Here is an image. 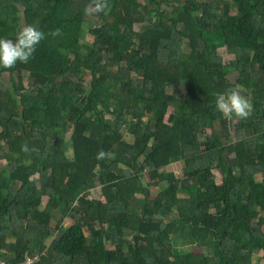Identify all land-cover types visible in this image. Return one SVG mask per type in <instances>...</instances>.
<instances>
[{"label": "trees", "instance_id": "trees-1", "mask_svg": "<svg viewBox=\"0 0 264 264\" xmlns=\"http://www.w3.org/2000/svg\"><path fill=\"white\" fill-rule=\"evenodd\" d=\"M105 3L97 13L95 0H0V38L27 24L45 32L27 63L0 68V256L259 264L264 0ZM221 48L235 81L220 56L205 60ZM231 88L250 100L246 118L216 110ZM176 162L181 177L166 169Z\"/></svg>", "mask_w": 264, "mask_h": 264}, {"label": "clouds", "instance_id": "clouds-1", "mask_svg": "<svg viewBox=\"0 0 264 264\" xmlns=\"http://www.w3.org/2000/svg\"><path fill=\"white\" fill-rule=\"evenodd\" d=\"M105 8V0H95V12H102ZM58 32L57 29L50 34L55 36ZM44 38L45 32L32 24L19 28L13 39L0 38V68H11L18 62L27 63ZM215 108L225 117L246 118L251 112L252 105L237 88H231L216 95ZM104 155L105 153L101 151L98 153V158Z\"/></svg>", "mask_w": 264, "mask_h": 264}, {"label": "rangeland", "instance_id": "rangeland-1", "mask_svg": "<svg viewBox=\"0 0 264 264\" xmlns=\"http://www.w3.org/2000/svg\"><path fill=\"white\" fill-rule=\"evenodd\" d=\"M140 29H141V24H136L135 25V30L139 31ZM217 56H220L222 58V61H223L224 65H225V68L227 70L228 78L231 81H235L236 78H237V74L234 71V69H233V67L231 66V63H230L234 59V55L233 54H229L226 51L225 48H221L218 51H212L211 53H206L205 54V60L213 61V60L216 59ZM88 68H91V64L88 65ZM8 79H9V74L6 73L4 75V83H7ZM90 80H91V76L89 74L86 75V77L83 80V83H84L86 88H89ZM171 111H172V107L168 106L166 108L165 113H164V116H165L164 120L165 121L168 119V114ZM27 112L28 111H25L23 113V115H25L26 117H31V115H29ZM210 131L211 130H208V132H210ZM0 133H2V132H0ZM4 135L6 137L8 136L6 134H4ZM125 138L129 140V139H132V136L126 133L125 134ZM218 143L219 142L214 141L213 145L216 146V145H218ZM183 166H184V164L182 162H176V163H172V164L168 165L166 169L168 171H173L177 176L181 177L182 176V172H183ZM212 173L216 176L217 182L220 183L221 182L220 181V177H221L220 171L218 169H213ZM246 178H247V180L260 179L261 178V174L257 173V174H254V175L247 176ZM92 196L94 198H101L102 197L101 192H100V190L98 188L93 190ZM46 200H47V197H44V202H46ZM54 218H55V222L56 223L60 222V220H61V222L64 223L65 225H70L71 224V221L69 219H67L66 217H64L61 211H55L54 212ZM49 241H47V243H49ZM108 246L111 247L110 244H108ZM259 264H264V252H260Z\"/></svg>", "mask_w": 264, "mask_h": 264}, {"label": "built area", "instance_id": "built-area-1", "mask_svg": "<svg viewBox=\"0 0 264 264\" xmlns=\"http://www.w3.org/2000/svg\"><path fill=\"white\" fill-rule=\"evenodd\" d=\"M43 253L26 254L19 262H11L8 258L0 256V264H52L43 262Z\"/></svg>", "mask_w": 264, "mask_h": 264}, {"label": "crops", "instance_id": "crops-1", "mask_svg": "<svg viewBox=\"0 0 264 264\" xmlns=\"http://www.w3.org/2000/svg\"><path fill=\"white\" fill-rule=\"evenodd\" d=\"M44 253V252H43Z\"/></svg>", "mask_w": 264, "mask_h": 264}]
</instances>
